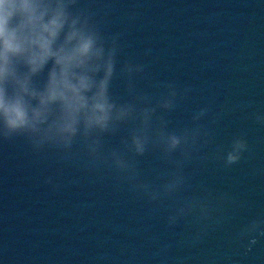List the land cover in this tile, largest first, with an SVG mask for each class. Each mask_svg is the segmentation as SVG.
Wrapping results in <instances>:
<instances>
[{
    "label": "water",
    "instance_id": "water-1",
    "mask_svg": "<svg viewBox=\"0 0 264 264\" xmlns=\"http://www.w3.org/2000/svg\"><path fill=\"white\" fill-rule=\"evenodd\" d=\"M66 3L127 115L0 135V264H264V0Z\"/></svg>",
    "mask_w": 264,
    "mask_h": 264
},
{
    "label": "clouds",
    "instance_id": "clouds-1",
    "mask_svg": "<svg viewBox=\"0 0 264 264\" xmlns=\"http://www.w3.org/2000/svg\"><path fill=\"white\" fill-rule=\"evenodd\" d=\"M50 61L54 68L38 88L34 77ZM101 67L105 77L98 80ZM112 71L111 54L104 59L96 35L70 16L66 0H0V135L42 134L67 143L81 126L85 133L107 129L128 111L110 102ZM160 140L169 151L180 144L176 135L161 133ZM146 142L133 136L139 154ZM236 159L229 154L227 162Z\"/></svg>",
    "mask_w": 264,
    "mask_h": 264
}]
</instances>
